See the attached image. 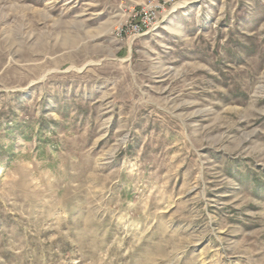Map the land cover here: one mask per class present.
I'll return each mask as SVG.
<instances>
[{
	"label": "rangeland",
	"instance_id": "rangeland-1",
	"mask_svg": "<svg viewBox=\"0 0 264 264\" xmlns=\"http://www.w3.org/2000/svg\"><path fill=\"white\" fill-rule=\"evenodd\" d=\"M0 264H264V0H0Z\"/></svg>",
	"mask_w": 264,
	"mask_h": 264
},
{
	"label": "built area",
	"instance_id": "built-area-1",
	"mask_svg": "<svg viewBox=\"0 0 264 264\" xmlns=\"http://www.w3.org/2000/svg\"><path fill=\"white\" fill-rule=\"evenodd\" d=\"M156 16L155 14H147L145 13L144 15L141 14L138 18V22L136 25L132 26V32L135 35H141L148 30H150L156 23Z\"/></svg>",
	"mask_w": 264,
	"mask_h": 264
}]
</instances>
